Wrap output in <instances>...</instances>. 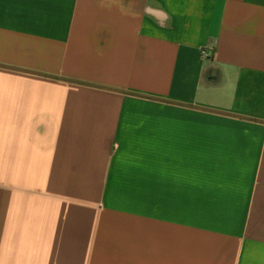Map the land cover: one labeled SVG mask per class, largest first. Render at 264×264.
Wrapping results in <instances>:
<instances>
[{
  "label": "crops",
  "instance_id": "obj_1",
  "mask_svg": "<svg viewBox=\"0 0 264 264\" xmlns=\"http://www.w3.org/2000/svg\"><path fill=\"white\" fill-rule=\"evenodd\" d=\"M108 176L127 264H264V0H0V264H87L57 178Z\"/></svg>",
  "mask_w": 264,
  "mask_h": 264
},
{
  "label": "rangeland",
  "instance_id": "obj_2",
  "mask_svg": "<svg viewBox=\"0 0 264 264\" xmlns=\"http://www.w3.org/2000/svg\"><path fill=\"white\" fill-rule=\"evenodd\" d=\"M138 186H142V179H111L109 176L57 178V189L69 194L62 198L64 202L72 205L69 211L73 216V223L77 226L73 228L72 233L79 235L81 232L79 226L82 223L92 224L94 227V233L90 232L92 234L90 243H86L87 264H127L129 235L159 233L158 225H153L144 217V194L128 193ZM153 211L156 214L159 213V210ZM161 227L162 234H175V231H177L176 234L192 232L191 226L185 223L177 227L168 223ZM81 234L84 235L85 232ZM96 235H99L97 239H95ZM86 245L73 244V251L76 249L82 251ZM76 263L77 261L73 262V264Z\"/></svg>",
  "mask_w": 264,
  "mask_h": 264
}]
</instances>
